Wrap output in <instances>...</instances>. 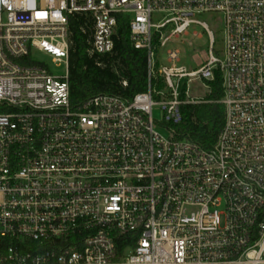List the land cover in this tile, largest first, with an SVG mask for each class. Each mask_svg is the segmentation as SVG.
<instances>
[{"label": "built area", "instance_id": "built-area-1", "mask_svg": "<svg viewBox=\"0 0 264 264\" xmlns=\"http://www.w3.org/2000/svg\"><path fill=\"white\" fill-rule=\"evenodd\" d=\"M203 14L221 18L219 56ZM119 15L147 52L148 90L73 106V18L85 34L92 22L87 53L102 57ZM193 25L211 39L197 71L162 54ZM217 72L225 123L204 149L176 128L205 103L190 86ZM0 264H264V0H0Z\"/></svg>", "mask_w": 264, "mask_h": 264}, {"label": "trees", "instance_id": "trees-1", "mask_svg": "<svg viewBox=\"0 0 264 264\" xmlns=\"http://www.w3.org/2000/svg\"><path fill=\"white\" fill-rule=\"evenodd\" d=\"M114 36L115 49L110 55L90 57L87 40L91 34L89 22L86 34L82 27L86 18L76 16L71 22L73 47L69 59L71 103L78 106L94 97L109 95L132 101L148 90L146 51L134 48L131 41L130 19L118 16ZM100 64V65H99ZM23 65H33L29 62ZM124 83L127 85L125 86ZM210 93L205 103L182 107L183 122L176 128L178 137L204 149H212L225 123L223 79L216 73L215 80L208 82Z\"/></svg>", "mask_w": 264, "mask_h": 264}, {"label": "rangeland", "instance_id": "rangeland-1", "mask_svg": "<svg viewBox=\"0 0 264 264\" xmlns=\"http://www.w3.org/2000/svg\"><path fill=\"white\" fill-rule=\"evenodd\" d=\"M196 19L205 23L208 29L214 35L215 47L214 55L219 56L224 50L223 42V24L219 15L203 14L196 17ZM157 20V17H155ZM210 42L208 32L200 25H193L187 35H182L180 38L173 40L162 54L165 55L169 50H177L181 56V62L191 71L200 70L210 60ZM33 59L37 62H42L48 65L51 73L56 77H63L67 75V65L65 63H58L56 60L48 55L36 53ZM210 88L205 80L194 82L189 89V97L195 100H206L209 96ZM154 119L157 122V130L166 137L169 133L161 128L160 121L162 120V112L159 109L154 110Z\"/></svg>", "mask_w": 264, "mask_h": 264}]
</instances>
